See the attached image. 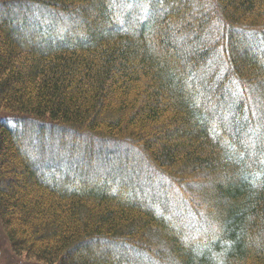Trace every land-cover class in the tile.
<instances>
[{
  "label": "trees",
  "instance_id": "obj_1",
  "mask_svg": "<svg viewBox=\"0 0 264 264\" xmlns=\"http://www.w3.org/2000/svg\"><path fill=\"white\" fill-rule=\"evenodd\" d=\"M203 1L0 0V224L15 254L264 264V0ZM41 123L59 158L104 154L62 135L134 149L193 229L131 177L88 184L70 160L46 164Z\"/></svg>",
  "mask_w": 264,
  "mask_h": 264
},
{
  "label": "rangeland",
  "instance_id": "obj_2",
  "mask_svg": "<svg viewBox=\"0 0 264 264\" xmlns=\"http://www.w3.org/2000/svg\"><path fill=\"white\" fill-rule=\"evenodd\" d=\"M202 1V4H204V1ZM206 2V1H205ZM196 13H202L198 15H204L209 13L210 8L207 5H204L203 8H197L195 5H193ZM201 7V6H199ZM197 15V14H194ZM210 35L209 36H217L218 31V24L217 21H212V25L208 27L207 30ZM0 119L5 120L6 122H10V118L5 116L2 111L0 112ZM36 122V121H35ZM32 123V121H30ZM37 124L40 122H36ZM34 123V124H36ZM44 126L42 129L45 130L46 137L50 139L48 142H46L44 145L46 146L45 149L48 150V154L50 153L54 154L52 158H48L46 161L50 164V166H55L57 168L59 164H62V166L65 164L63 162L71 161L69 167V170L73 169L75 173L82 176L83 181H85L88 184H92L94 182H100L101 178L111 177L115 180H113V183H121L124 181H128V178H132L137 180L140 184L142 191L147 192V196H149L150 200L152 202L158 205H162L163 208L165 207V211L168 210V213H171L172 216H177L179 226L184 228V232H188V230L193 229L192 226H190L188 223L182 224L181 221L185 219V210L181 206L180 202L177 200V191L176 188L173 186H170L168 182L161 179L159 176L155 175L153 172L151 173L147 167L144 166V163L142 162V159L137 156V153L135 151H130L126 147H119V146H110V145H89L86 142L81 141L80 139L76 141V144L73 143V139L69 135L66 136H60L66 140V143L68 144L67 147H71L73 145L84 149V148H95L96 150L102 148L104 149V154H98V156H95L97 158H94L93 160H86L80 155L78 157H71L69 153L65 152L62 154L61 158H59L56 153L54 152L58 148V132H50V125L49 123H41ZM35 127V126H34ZM37 128V129H36ZM34 128L33 135L36 134V131H38V127ZM32 131V130H31ZM52 135H55L52 136ZM57 148V149H56ZM54 152V153H53ZM114 160H111V159ZM116 159V160H115ZM122 159V160H121ZM44 160L42 161L45 162ZM123 162H126L122 165ZM66 165V164H65ZM68 170V171H69ZM118 170V171H117ZM73 172V173H74ZM144 187H143V186ZM170 218V217H169ZM192 224V222H190ZM189 225V226H188ZM193 225V224H192ZM183 231V230H182ZM187 234V233H185ZM195 236V235H194ZM92 252L96 254L98 257H100L103 253L102 251L105 250L103 247L98 248H91ZM105 252V251H103ZM125 256H128L126 251H123ZM136 263L137 264H148L145 260L140 259L139 256H136ZM133 258V257H131ZM93 259V257H92ZM0 264H39L33 259L27 258L25 255H18L15 254L10 246V243L1 227L0 224Z\"/></svg>",
  "mask_w": 264,
  "mask_h": 264
}]
</instances>
